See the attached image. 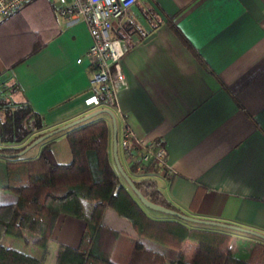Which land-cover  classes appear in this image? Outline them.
Returning <instances> with one entry per match:
<instances>
[{"label": "crops", "instance_id": "obj_1", "mask_svg": "<svg viewBox=\"0 0 264 264\" xmlns=\"http://www.w3.org/2000/svg\"><path fill=\"white\" fill-rule=\"evenodd\" d=\"M36 12L29 15L38 25L48 20L57 31L32 52L38 25L13 18L0 23V119L8 108L28 102L52 128L107 107L84 99L97 91L89 81L93 62L85 53L91 42L86 22L53 14L41 4ZM110 30L129 39L121 58L127 85L117 92L114 113L117 153L125 170L134 177H155L165 196L188 214L264 232V0H134ZM99 117L107 120L113 159L110 114L102 110L82 121ZM125 123L138 137L163 142V167L131 168L133 156L119 143ZM65 130L55 132L50 144L58 162L71 158ZM34 145L27 156L40 151L42 143ZM106 218L123 222L112 210ZM83 226L82 218L59 213L44 247L33 241L37 233L29 229L23 231L26 239L1 232L0 244L42 264H58L62 248L77 245ZM223 228L232 232L231 249L241 260L249 258L256 242L264 243L256 234ZM136 239L141 237L120 233L111 258L125 264ZM148 243L174 264L175 250ZM195 247L194 240H184L186 260Z\"/></svg>", "mask_w": 264, "mask_h": 264}, {"label": "trees", "instance_id": "obj_2", "mask_svg": "<svg viewBox=\"0 0 264 264\" xmlns=\"http://www.w3.org/2000/svg\"><path fill=\"white\" fill-rule=\"evenodd\" d=\"M40 4L55 13V7L49 1L29 0L1 18L0 23L13 18L16 23L30 25L32 21L33 25H38V20L32 19L29 13H38ZM53 16L55 21L56 16ZM170 24L190 46L175 24ZM49 25L47 20L33 28L31 52L57 31V27ZM5 111V118L0 119L1 151L18 150L51 129L46 127L42 113L28 102ZM29 133L32 134L27 138ZM53 134L40 141L42 146L35 156H5L6 181L1 187L4 193L0 197V233L24 237V229H29L37 233L33 241L44 247L58 214L65 213L82 218L84 226L75 247L64 245L58 264H122L111 258L120 233L141 237L133 242L125 264H167L166 254L153 248L148 241L175 250L174 264H264V243L256 242L249 258L241 260L233 255L231 249L232 232L222 226L197 225L173 214L166 217L149 215L110 158L106 119H89L66 128L65 137L71 152L68 162L55 160L50 147ZM162 144L161 140H156L155 146ZM138 163L134 160L131 168L136 169ZM154 169V159H151L145 171ZM130 176L151 200L183 211L165 196L155 177ZM108 210L123 222L114 224L107 219ZM187 238L196 241L189 260L181 250ZM0 264L42 263L34 256L0 244Z\"/></svg>", "mask_w": 264, "mask_h": 264}, {"label": "built area", "instance_id": "obj_3", "mask_svg": "<svg viewBox=\"0 0 264 264\" xmlns=\"http://www.w3.org/2000/svg\"><path fill=\"white\" fill-rule=\"evenodd\" d=\"M29 0H0V19L16 10ZM57 13L72 18H81L88 26L91 42L86 54L92 56L93 66L89 81L97 88L84 99L87 103L103 102L115 113L119 109L117 92L127 85L121 58L128 47L125 35L111 33L113 19L119 17L134 0H47ZM77 59H80L78 57ZM119 143L122 149L138 160V168L145 170L146 164L154 159L155 167L165 164V148L155 146L156 140L138 137L132 127L125 123L121 128Z\"/></svg>", "mask_w": 264, "mask_h": 264}, {"label": "water", "instance_id": "obj_4", "mask_svg": "<svg viewBox=\"0 0 264 264\" xmlns=\"http://www.w3.org/2000/svg\"><path fill=\"white\" fill-rule=\"evenodd\" d=\"M105 110L107 111L112 119V155L113 158L115 160V164L117 166L118 171L120 172V174L125 178V180L128 182V184L130 185V187L132 188V190L137 194L139 200L147 205L150 206L152 208H156V209H160L163 211H166L170 214L179 216L181 218H184L186 220H191V221H199V222H204V223H210V224H215V225H219V226H223V227H228V228H233V229H239V230H243V231H247L253 234H256L262 238H264V232L248 227V226H244L241 224H237L234 222H228V221H223V220H217V219H210V218H203V217H198V216H194L191 214H188L186 212L180 211L178 209L166 206L162 203H158L155 202L153 200H151L150 198H148L146 195H144L140 189L136 186V184L134 183V181L132 180L130 174L125 170V168L123 167L119 157H118V153H117V128H116V119H115V114L113 112V110L109 107H102V108H98V109H94L91 110L85 114H82L78 117H75L69 121H66L60 125H57L45 132H42L41 134L37 135L36 137H34L33 139H31L28 143H26L22 148L15 150V151H1L0 150V155L3 156H16V155H20L23 154V152H25L27 149H29L31 146H33L34 144L40 142L41 140H43L44 138H46L47 136L62 130L64 128H67L75 123H78L94 114H96L99 111Z\"/></svg>", "mask_w": 264, "mask_h": 264}, {"label": "rangeland", "instance_id": "obj_5", "mask_svg": "<svg viewBox=\"0 0 264 264\" xmlns=\"http://www.w3.org/2000/svg\"><path fill=\"white\" fill-rule=\"evenodd\" d=\"M36 148H37L36 145L31 146L29 149H27L25 152H23V155H25V156L30 155L31 153H33L36 150ZM112 157H113V155H112ZM3 158H5V157L0 155V185H2V183H4L3 180H5V165H4L5 161H4ZM113 162L115 163L114 158H113ZM115 166H116V164H115ZM142 206L145 209V211L147 213H149V214H156V215H159V216H169V215H171L170 213H168L166 211H163V210H160V209H156V208H152V207L147 206V205H145L143 203H142ZM189 222L193 223V224H197V225H203V226L204 225H206V226L209 225L207 223L199 222V221H191V220H189Z\"/></svg>", "mask_w": 264, "mask_h": 264}]
</instances>
